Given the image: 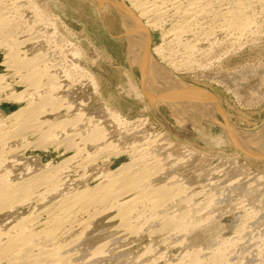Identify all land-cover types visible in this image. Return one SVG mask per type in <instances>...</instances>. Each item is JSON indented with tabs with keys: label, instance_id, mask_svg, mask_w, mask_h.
<instances>
[{
	"label": "rangeland",
	"instance_id": "rangeland-1",
	"mask_svg": "<svg viewBox=\"0 0 264 264\" xmlns=\"http://www.w3.org/2000/svg\"><path fill=\"white\" fill-rule=\"evenodd\" d=\"M40 1L46 2L47 0ZM59 6V8L54 5L50 6L51 10L54 11L53 13H56V17L60 16L59 19L55 20V23L60 25L59 29L63 37L66 38L68 42H71L76 46L74 48L73 46L69 45L67 46V48H69L68 50L72 52L77 50L76 54L77 52L79 54V56L74 57L73 53L68 51L69 59L75 58V63H78V65L81 66L82 70H85L86 73L88 72V74L92 75L94 80H96L98 86L97 88H95L92 83H90V81L86 80V78H83L86 77L85 75H80L73 69L70 70L72 77L68 79L63 76L62 68H58V70L56 69L57 73H60V75L62 74L60 83H62L63 85L66 84L67 86H70L72 88L70 95L68 94L67 96V91L65 90L66 88L60 91L57 90L56 96L63 95V97L66 98L64 99L65 101H63L62 98L56 103L55 106L53 104H49L48 102H46V104L43 103V106L42 104H40L41 108L35 106L39 105L38 103L41 102V94H43L44 92L52 93V91L48 89V86L46 85V89H44L43 92H35V90L31 86V84L33 83L29 80L30 78L26 81L22 78L21 74H19L18 68L20 66H17V64H14V62L11 63L12 61H8V59H6V62L2 64L3 58L6 54V56H8L10 49L5 48L4 46H0V128L2 127L0 129V137L1 135H3V137L5 138L3 139V141L5 140L7 142L6 143L2 141L3 137L0 138V141H2L0 143L6 146L0 147V180H4L3 178L6 179V177H8L9 175L11 178L13 177L12 180L14 179L15 182H22L32 175L42 174L43 171V173L46 174H57V176H61V182L63 181L61 183L62 186H60V189L57 192L55 190H52L51 193L47 188L41 189V197L45 193H47V191H49L48 194L44 195V197L42 198L39 197L40 194L39 196H37V199L36 196L31 197V194H28L27 197H31L32 201L25 197L26 201L24 202V199H22L23 203L21 205L15 207L14 209H7L8 211H1L0 219L2 218V220L4 219V221L7 220L8 223L11 222L10 226H12L17 222L16 220H19L25 216H27L28 218H35L37 217L36 215H38V224L36 225L38 229H41L46 225L45 223L48 218L47 211L51 208L50 206H53L54 202L56 203V201L62 199L63 196H66V193L67 196H71L73 192H76V190L95 188L96 186L98 187L103 184H109L110 188H113L112 190H110L113 191L111 195L114 194V190H119V188L121 192L115 191L116 193L115 196L113 195V199L97 203L95 205V208L90 212L91 214H78V220L74 224L75 226L72 227L73 229H76L73 231V229L71 228L73 232L69 230L70 232L67 231L64 234V239L67 241L77 237H80L82 239L84 238L85 240L87 239L86 244L88 245V247L86 244H83L80 247L81 250H85L87 248L89 249L90 246H92L91 248H95L104 242L108 243L109 256L98 257L100 261L97 258L94 259L96 261L98 260V263L206 264L209 261V263L211 262L212 264H214L212 262V259H218V261H221L222 263L223 261H230V263H234L236 261L235 263L237 264H243V262L246 261L244 262V264H247V261H250L252 262L251 264H256L257 262L259 264H264V214L261 215L262 213H264V157H257L256 155L254 157L241 151L238 148H235L229 141H227V137L223 129L213 121L209 120L204 121V128H201L198 124L195 125V129L197 128L198 133H200L201 135L198 134L193 139H181V137L176 135L177 132H182L189 125H193V121H190L188 118H178L175 115L173 109H171V107L164 100H160L159 102H157V106L155 105L156 108H154L150 105L145 96L140 95V73L138 68L135 66L132 67L131 63L128 60V42L123 35L124 29L116 11L113 8L108 10H100L93 2L89 0H61ZM52 21H54V19H52ZM50 32H52V29H50ZM162 32L163 31L161 29L152 30L151 52L154 58L158 61H160L161 59L154 52V48L161 44ZM70 47L73 48L70 49ZM44 48H46V46L43 45L42 50H45ZM220 48L215 47V49L211 51L212 53H210V58H205L204 56L203 58H201L203 60H199L198 63H194L193 65H190L188 67H171L165 61L161 62V64L170 69L172 73H174L177 77H179L189 85L199 86L201 87V89H208V91L219 97L225 109V112H227L228 118L233 125L247 131H256L258 129H261V127L264 126V37L262 38V41L260 43L254 44L251 47H237L236 49L232 50L230 45H227L226 48ZM228 49L230 50L228 51ZM216 57L224 58L223 62L220 64H215L214 66L211 65V67H209L210 65L208 66L206 63L210 60H215ZM205 64L207 65V67H205ZM9 65H11V67ZM210 71L216 75H207L211 73ZM12 93H22L23 97L21 99H14L11 97L9 98ZM235 94L239 98H236ZM70 96H73V99H71ZM257 96H259V98ZM238 99L244 101L241 102ZM67 104H73L72 109L68 108ZM11 105H16V107L31 106V109H33V111L31 110V115L32 113L35 114H33V116L30 115L31 117L29 116L31 119L28 118V120L23 121H25L26 124L29 122L31 124V120L34 122L37 120L36 122L38 124H27L29 126L28 127L24 123L25 125L22 124V126H20L22 120L17 119L18 117L15 118V116L12 115V112L15 109H12ZM34 107L36 108L34 109ZM108 108L112 109L115 112H118L123 118L134 121V124L133 122H118L109 113L110 111H108ZM82 112H84V114ZM78 113H81L82 116L80 117ZM77 115L79 117H77ZM90 115L95 116V119L98 118V120H101L100 123L102 122L103 124H101L105 126L113 136L111 137V141L113 142V144L116 143L114 146H117V148L124 150V152L120 156H115V152H112V150H110V153V151L107 152L103 149L104 152L102 151L100 153L101 150L98 151L99 148L96 147L97 145L95 144H88L86 147L87 149H82L83 153H81V150L78 151V149L74 148H72L71 150L66 149L65 147H63V145L59 146L57 141L55 142L53 140H49L48 138L51 139V137L45 136L47 127L45 128V126L42 127V125H40V121L48 118L55 121L62 120L64 118L67 119L68 117L69 120L73 119L74 122L75 119L77 120L79 118V120L81 121L84 118L85 123H82L84 122V120L82 122L77 120V123L75 125L76 127H72L71 125V128L68 127L67 130L59 129V132L57 130V137H59V133H62L59 138L63 139L64 137L66 138L68 134L75 133L78 130V132H80L82 131V129V134H84V132H86L85 134H87V131L90 130V126H88L89 124L87 123L88 121L86 119ZM36 116L39 119L36 118ZM136 120H146V124H144L143 126L141 125L140 121ZM38 125L41 127L38 128ZM31 127H33L32 129L36 127L43 132L45 130V135H43L44 133L42 131L40 133H37V131L39 130H32ZM74 128L79 129H76L74 131ZM200 129L202 131H199ZM9 130H11L12 132ZM17 131L21 136L18 135ZM66 131L68 134L66 133ZM41 133L43 136L41 135ZM52 137H54V135ZM147 139H154L152 140L154 144L152 147H154L156 150L159 149V151L164 154L166 159L165 164L162 165L164 167L161 166V172L159 171L158 173H156L157 176L158 174L159 176L155 177L156 179H159L155 180L154 175L156 174L154 173V175H152L153 177L148 176L145 180L147 182L149 181L148 183H150L148 184L150 185L148 186L149 191L146 190L147 192L145 193L147 195L145 193L139 194L141 196H143L144 194V197L150 196V198L145 197L146 200L140 201V203H142L140 204L139 198H141V196L138 194L136 195V193H134L133 191H130V189L132 188V184L129 181L128 174L123 173V175L122 172L119 173V171H117L116 169L122 164L130 163L132 161V145L136 144L137 142L142 143ZM47 140L49 141L47 142ZM76 141L78 142L79 140ZM80 146L83 147L84 145L80 143ZM95 151H98V153ZM87 152H89L90 155ZM187 152L189 154L193 152L192 154L194 155L191 154V156ZM86 153L88 156L85 155ZM177 156L181 158V160L178 159ZM188 156L190 158H188ZM71 157L73 159L70 160L71 163L69 164L68 159H71ZM167 157H171V160H174L175 164H171V160ZM66 159L68 162L66 161ZM185 159L188 161V164ZM191 159H193L192 162L190 161ZM175 160H177V163L175 162ZM178 160L180 161L178 162ZM62 161L67 162V164L65 162L63 163ZM61 162L68 166L65 165V167L62 165V167H60L62 164ZM48 163L50 165L46 166ZM181 163L183 166L181 165ZM166 165L168 166V168ZM53 166L59 167L54 170L55 168ZM170 167H173V169L169 170ZM175 167L179 168H177L176 170ZM7 171H10V173H8ZM116 176H122L120 178L121 180L116 179ZM172 176H176L175 178H178L179 180L182 179L183 183L185 182V185H188V187L191 188L188 190L189 192L186 190V194H184L185 192H183L176 196L174 194H171L172 196L170 198L168 197L170 196V194H168L167 196V194H162L163 192L159 194L153 193V191H157L156 188L149 189V187L151 188V186H154L153 184L155 183V186H158V182H160L159 184L166 183L167 185H171V183L174 182L172 178H170ZM234 176L236 177V179L234 178ZM145 178L146 177H144V179ZM153 178L155 182L153 181ZM110 179H113V181H111ZM144 179H142V181ZM185 179L189 181H184ZM2 180L0 181V183L2 182ZM150 180H152L154 183H152ZM166 181H168V183ZM232 181L234 183H232ZM230 182L232 185L234 184L232 187L231 184H229ZM237 182L241 183L236 184ZM179 183L182 182L179 181ZM228 185L230 186L226 187ZM101 189L103 191L104 188ZM128 189L130 193L126 191ZM102 191L100 190V188L97 189V194H95L98 196H96L98 199L102 198L103 196L101 195L106 192V190H104L103 192ZM125 191L127 192V194H125ZM221 191L225 192L222 193L227 198H225L222 193H220ZM148 192L151 194L148 195ZM167 192L169 191L167 190ZM121 193L123 195L122 197ZM95 194L93 195L94 198H96ZM117 194H119L120 198H118ZM152 194L154 197L152 196ZM194 194L197 195L195 196ZM111 195L109 196V198H112ZM164 195L167 196L166 199L164 198ZM181 195L184 199L186 197V203L185 200H182L183 198L181 199V197H179ZM191 195L193 198L191 197ZM213 195H216L214 196L216 200L211 199L213 198ZM217 195H219L218 197L220 199L223 198V201L221 200L222 202L219 200ZM134 196L137 198H135ZM144 197H142L141 199H143ZM172 197L174 199H172ZM132 199H134V203H132ZM191 199L192 201H194L190 202ZM27 200H29V202ZM187 200L188 203L190 202L189 204L191 206L188 205L190 207L187 206ZM213 200H215L216 202ZM135 201L138 202L136 203ZM117 202L121 203H119L118 205ZM152 202L155 206L156 204H158V202H161V206L160 204H158V208H155V206L152 207ZM155 202L157 203L155 204ZM162 202L165 205L163 207ZM208 202H210V204ZM127 203H129V205ZM166 203L169 206L167 209ZM143 209H146V214H144L145 218L139 214V211L141 214H143L142 212L145 211ZM153 209L157 210L155 211ZM151 210H153L155 213ZM120 211L124 213L125 217L133 216L132 218H135L136 220L131 219L129 220V222L124 223L127 218H125L124 220V216ZM149 211L153 213L150 214V217ZM171 212H177V215H173V213ZM188 212L189 215L187 214ZM247 212H251L252 216L254 214L258 216L256 217L254 215L252 217L251 215H248L249 213ZM6 213H9L11 216L9 217V219H7L8 216ZM166 213H169V215ZM198 213L200 214L198 215ZM162 214L163 221L166 220L164 221L165 223L159 220L161 219L160 216ZM151 215L154 218L155 216L157 218L154 219L153 217H151ZM184 215H186V219L188 217L187 222ZM173 216L176 217L173 219ZM239 216L241 218H239ZM169 217H171L170 219L172 220H170ZM182 217H184V220L182 219L183 221H181ZM245 217H247L248 219ZM150 218H153L154 220H149ZM175 219L181 223L177 222ZM241 219L242 221H244L243 224L245 225L247 223L248 226L247 224L244 226L241 223ZM256 220L259 224L257 226ZM173 221L176 222L175 224H179H177V226L173 225ZM252 221L254 223H252ZM170 222L172 224V226L170 225L171 228L169 227ZM182 222L186 223L183 224ZM164 224H167V226L164 227ZM8 227L9 224L4 229L6 230V228ZM131 227H133L134 230H132ZM161 227H164V229ZM250 227L252 228L249 229ZM255 227H257V229ZM256 230H258V233ZM80 233H84V235H81ZM66 234L69 235L67 236ZM231 235H234L232 236L234 237L233 240H231ZM255 236H259L261 239L259 237V239H257ZM250 237L253 239V242L249 241L252 240ZM243 242H245L246 244ZM227 244L229 246L231 245L230 247L232 249H230ZM247 244L250 245L253 250ZM215 245L220 246L219 248H221V250L219 251L223 252L222 249H224L226 253H219L217 254V256H219L216 258L213 255V253L218 250ZM245 245L247 246L245 247ZM225 248L227 249V251ZM238 248H240V251L238 250ZM241 250H243L242 253H239L241 252ZM196 251H200L199 254H197L198 252ZM211 251L213 253H211ZM230 252L232 253V255ZM194 253H196V255ZM246 253L248 254L246 255ZM250 254L252 255V258H256V261L249 256ZM221 255H223L224 258ZM235 255L236 257H233ZM244 257L250 258L245 259ZM88 258L90 259V255L89 257H87V259ZM193 258L196 259L194 260L196 262L193 261ZM239 259L241 261H239ZM92 261L93 259H91V262ZM221 262H219L218 264H221ZM250 262L248 263L250 264Z\"/></svg>",
	"mask_w": 264,
	"mask_h": 264
},
{
	"label": "bare ground",
	"instance_id": "bare-ground-1",
	"mask_svg": "<svg viewBox=\"0 0 264 264\" xmlns=\"http://www.w3.org/2000/svg\"><path fill=\"white\" fill-rule=\"evenodd\" d=\"M89 1L93 2L98 7V9H100V10H103V9L108 10V9L113 8L116 11V13L118 14L119 20L121 21V24H122L123 29H124L123 35L125 36V38L128 42V51H127L128 52V60L131 63L132 67L135 66L138 68L139 73H140V77H139L140 88H141L140 95L145 96L147 98V100L149 101L150 105L154 108H156L157 102H159L160 100H164L171 107V109H173L175 115L178 118H188L190 121L191 120L193 121V125L192 124L189 125L182 132H177L176 135L181 137V139L183 138V140L184 139H186V140L193 139L198 134H200V133H198V129L197 128L195 129V125L198 124L201 128H204V126H203L204 121L209 120V121H213L215 124L219 125L223 129V131L227 137V141H229L235 148H238L241 151H243L249 155H252L254 157H255V155L257 157L258 156L264 157V126L261 127V129H258L256 131H247V130H242V129L238 128L237 126L233 125L231 123L230 119L228 118L227 112H225V109H224L219 97H217L215 94L208 91V89H205V88L201 89V87H199V86L189 85L188 83H186L185 81H183L179 77H177L174 73H172V71L170 69H168L167 67H165L161 64V62L165 61L171 67H175V68L188 67L190 65H193L194 63H198L199 60L200 61L203 60L201 58H203L204 56H205V58H210V53H212L211 51L213 49H215V47H218V48L225 47L226 48L227 45L228 46L230 45V47L233 50V49H236L237 47L238 48L239 47H245V46L251 47L254 44L260 43L262 41V38L264 37V0H89ZM43 2L40 0H0V46H4L5 48L10 49L8 56H6L7 55L6 54L5 57L3 58L2 64L4 62H6V59H8V61H12L11 63L14 62V64H17V66H20L18 68L19 71L18 70L17 71L19 72V74H21L22 78L25 79L26 81H27V79L30 78L29 80L33 83V84H31V86L35 90V92L36 91L39 93L43 92L44 89H46L45 86L46 85L48 86V89H50L52 91V93L44 92L43 94H41V96H42L41 102L38 103L39 105H35V106H38L40 108H41L40 104H42V106H43V103L46 104V102H48L49 104H53L55 106L56 103L58 101H60L62 98H63V101H65L64 99H66V98H64L63 95L62 96H56L57 90L60 91L62 89L64 90V88H66L65 90L67 91V96H68V94L70 95V93H71L72 88L70 86H67L65 83L64 84L66 86L63 85L62 83H60V81H61L60 79H61L62 74L60 75V73H57L56 69L58 70V68H62L63 76L68 78V79H70L72 77L70 70L73 69L74 71H77L80 75H85L86 77H83V78H86V80L90 81V83H92V85L95 88H97V86H98L97 82H96V80H94L93 76L88 74V72L86 73L85 70H82L81 66H79L78 63L77 64L75 63L74 57L79 56V54H78V52H77L78 55L76 54L77 50L74 52L68 50L69 48H67V46L70 45V46H73L74 48L76 46L73 43L68 42V40H66V38L63 37V35L60 33V29H59L60 25L55 23V20L59 19L60 16L56 17V15H55L56 13L55 14L53 13L54 11L51 10L50 6L54 5V6L59 8L60 7L59 4L61 3V0H47L46 2H44V3ZM57 15H58V13H57ZM52 19H54V21H52ZM166 25H169V26H166ZM50 29H52V32H50ZM158 29H161L163 31L162 32V42L159 46L154 48V52L156 53V55L159 56V58L161 59L160 61L155 59L152 52H151L152 30H158ZM43 45L46 46V48H44L45 50H42ZM73 47H70V49ZM229 50L230 49H228V51ZM68 51L73 53L74 59H71V58L69 59ZM220 56H221V54H220ZM214 58H215V56H214ZM78 59H80V58H78ZM205 60H207V59H205ZM223 60H224V58H217L216 57L215 60H210L206 64L208 66L210 65L209 67H211V65L214 66L215 64L222 63ZM206 64H205V67H207ZM9 66L11 67V65H9ZM212 71H214V70H212ZM21 72H24V73H21ZM212 74H213V72H211L207 75L210 76ZM213 75H216V74H213ZM25 80H23V81H25ZM65 82H66V80H65ZM42 88H43V90H42ZM234 91H235V89H234ZM138 96H139V94H138ZM10 97L14 98V99H21L23 97V94L22 93H17V94L12 93L9 96V98ZM72 97H71V99H73ZM257 97L259 98V96H257ZM236 98H239V97L236 95ZM238 100H240V99H238ZM240 101L242 102L244 100H240ZM29 103H31V102H29ZM45 104H44V106H45ZM61 107H62V105H61ZM67 107L72 109L73 104H67ZM35 108L36 107H34V109ZM31 110L33 111V109H31V106L30 107H16L15 110L12 112V115H14L15 118L18 117L17 119L22 120V121L20 120L22 122L20 126H22V124L23 125L26 124V122L23 120H28V118H30L31 116H33V114H35V113H32V115H31V112H32ZM67 111H69V110H67ZM108 111H110L109 113L118 122H120V123L121 122L122 123H132L133 122V124H134V121H130V120H127L126 118H123L118 112H115L109 108H108ZM34 112H35V110H34ZM82 113L84 114V112H82ZM78 115L80 117L82 116L81 113L80 114L78 113ZM78 115H77V117H79ZM83 117H84V115H83ZM36 118H38V117L36 116ZM74 119H75V117H74ZM33 120H36V119H33ZM77 120L80 121L79 118ZM77 120L75 119V122H74L73 119L69 120L67 117V119L64 118L62 120L53 121V120L48 118V119L40 121V123H41L40 125H42V127H44V126H45V128L47 127L46 135L44 133L45 132L44 128H43L44 132L42 130L41 131L44 133L43 135H45L47 137L48 136L51 137V139L48 138L49 140H53L55 142L57 141L59 146L63 145V147H65L66 149H70V150L72 148L78 149V151L81 150V153H83L82 151L84 150V148L87 147L88 144L97 145L96 147L99 148L98 151L101 150L100 153L102 151L104 152V150L107 152L112 150V152L113 151L115 152L114 153L115 156H120L124 152L123 149H119V148H117V146H114L116 143L113 144V142L111 141V137H113V136L111 135L109 130L105 126L102 125L103 124L102 122H101L102 124L100 123L101 120H98V118L95 119V116H93V115H90L86 119L88 121L87 123L89 124L88 126H90L89 131H87L86 128L84 127L85 130L88 132L87 134H85L86 132H84L85 135L82 134L83 129L81 128L82 131L78 132L79 131L78 130L77 132L72 133V134L71 133L68 134L66 131L68 136L66 138L64 137L65 139L59 138L62 133H59L60 135H59V137H57L58 136V133H56L57 130H58V132H59V129L60 130L61 129L67 130L68 127H70L71 125H72V127H74L77 123ZM83 120H84V118H83ZM83 120H81L80 122H82ZM36 121L34 122L31 120V124L36 125V123H37ZM136 121H140L141 125H143V126H144V124H146V120H136ZM82 123H85V120ZM27 124L31 125L30 122ZM38 126H36V127H38ZM84 126H85V124H84ZM143 126H142V128H143ZM33 127H31V129ZM36 127L32 130L37 129ZM40 127L41 126H39L38 128H40ZM79 128H76V129H79ZM76 129L74 128V131ZM139 129H141V128H139ZM37 130H39V129H37ZM9 131H11V130H9ZM14 131H16V130H14ZM41 131L39 130V131H37V133H40ZM199 131H202V130L200 129ZM17 133H18V131H17ZM20 134H22V133H20ZM18 135H19V133H18ZM41 135H42V133H41ZM53 135H54V137H52ZM19 136H21V135H19ZM1 137H3V135H1ZM3 139H5V138L3 137L2 141H3ZM44 140H46V139H44ZM49 140H47V142ZM76 140H79V141L77 142ZM152 140H154V139H152ZM152 140L147 139L142 143L137 142L136 144L132 145L131 146L132 161L130 163L122 164L121 166H119L116 169L117 171H119V173L122 172V174L123 173L128 174L129 181L132 184V188L131 189L129 188V189H130V191H133L134 193H136V195L137 194L140 195L139 193L142 194V193L149 191L148 186H150V185H148V184H150V183H148L149 181L147 182L145 180L147 179L148 176L150 177V176L154 175V173L155 174L158 173L160 171V169H162L161 166L163 164H165L166 158H165L164 154L162 152H160L159 149L156 150L154 147H152L154 145ZM2 141H0V142H2ZM3 142H6V141L4 140ZM79 142L82 143L84 146L81 147ZM1 144L2 143H0V147L5 146V145H3V144L1 145ZM157 148H158V146H157ZM128 150H129V148H128ZM98 151H95V152L98 153ZM189 151H191V150H189ZM76 152H77V150H76ZM87 153L89 154V152H87ZM87 153L85 155H87ZM110 153H111V151H110ZM191 154H189V155H191ZM192 155H194V154H192ZM93 156H94V154H93ZM73 157H75V156H73ZM171 157L170 158L167 157V158L171 160ZM177 158L181 160V158H179L178 156H177ZM188 158H190V157L188 156ZM72 159H73L72 157H71V159H68L69 164L71 163L70 160H72ZM180 160H178V162ZM192 160L193 159H191L190 161L192 162ZM66 161H67V159H66ZM62 162L64 163L65 161H62ZM67 162H65V163L67 164ZM170 162H171V164L172 163L175 164L174 160L173 161L171 160ZM175 162L177 163V160H175ZM63 163L61 164V166L60 165L59 166L62 167V165L63 166L66 165ZM187 164H188V161H187ZM48 165H50V164L48 163L46 166H48ZM176 165H178V164H176ZM181 165H182V163H181ZM66 166H68V165H66ZM58 167L57 166L54 167L55 168L54 170H56ZM162 167H164V166H162ZM167 168H168V166H167ZM175 168L177 170V168H179V167H175ZM51 169H53V168H51ZM165 169H166V167H165ZM171 169H173V167L172 168L170 167L169 170H171ZM10 171L9 172L7 171V172L10 173ZM155 176L158 177L159 174H158V176H157V174L154 175V177ZM60 177L57 176V174L56 175L52 174V173L46 174V173H43V171H42V174L32 175L31 177L25 179L22 182L21 181L15 182L14 179L12 180L13 177L11 178L9 175H8V177H6V179L5 178H3L4 180L1 179L2 182L0 183V212L7 210V209H9V210L14 209L15 207L21 205L23 203V201L24 202L26 201L25 197H27L28 194L29 195L31 194L30 195L31 197L36 196V199H37V196H39V194H40L39 197H41L40 190L43 188H47L48 190H50V192L52 190H55L56 192L59 191L60 186H62L61 183L63 182V181L61 182L62 179ZM117 177L118 176H116V179H120L122 176H119L118 178ZM144 177H146V178L144 179ZM156 177H155V180L159 179V178L156 179ZM175 177L176 176L170 177L174 181L173 183H171V181H170L171 185L170 184L167 185L166 183L165 184H159L160 182H158V184H157L158 186H155V184H156L155 183V184H153L154 186H151V188L149 187V189L156 188L157 191L156 192L153 191V193L159 194V193L163 192L162 194H167V196H168V194H170V196H168L170 198L172 196L171 194H174L176 196V195H179V194L185 192L186 190L188 191L189 189H191L188 187V185H185V182L183 183L182 179L179 180L178 178H175ZM230 177H231V175H230ZM234 178L236 179L235 176H234ZM142 179H144L143 181H145V182H143ZM186 179L184 181H187ZM111 181H113V179ZM150 181L152 183L155 182L154 178H153L154 182L152 180H150ZM168 181H166V182L168 183ZM179 181H181L182 183H179ZM233 181H235V180H233ZM233 181H232V183H234ZM187 182H186V184H187ZM238 183H241V182H237L236 184H238ZM229 184H231V182ZM233 185L231 184V187ZM229 186L230 185H228L226 187H229ZM99 188L101 191H102L101 188H104L103 191L106 190V192H104L105 195L104 194L101 195L103 197L100 199H98L97 198L98 196L96 195L97 189H99ZM112 189L113 188H110L109 184L108 185L103 184V185H100L98 187L96 186L95 188H85L83 190H76L75 193L74 192H73V194L71 193L72 194L71 196H67V193H66V196H63V198L61 197L62 199H59V201H56V203L54 202L53 206L49 205L51 208L47 211L48 218H47L46 223H45L46 225L43 228L40 227L41 229L37 228V225H36V224H38L37 218H39V217L36 214L35 215L37 217H35V218H33V217L28 218L27 216H25L19 220H16L17 221L16 223L12 222V223H15L14 225L11 224L12 226H10V223H11L10 221H9L10 223H8L7 220L4 221V219L2 220V218H1L0 219V223H1L0 224V264H100V263H98V260H99L98 257L109 256V254H108V243H106V242L101 243L100 245H98L95 248H91L92 246H90L88 249L87 248L88 245L86 244L87 239L85 240L84 238L82 239L80 237H77V238H73V239L69 238L70 240L67 241L64 239V234L69 230L72 231L71 228L73 226H75L74 224L78 220L77 219L78 214L90 213L95 208V205L97 203H100V202L105 201V200L109 201V199H113V195L115 196V193H116L115 191L121 192L120 188H119V190L118 189L114 190V194L111 195V193L113 191H110V190H112ZM129 189L126 190L128 193H130ZM167 190L169 192H167ZM234 190H235V188H234ZM126 191H125V194H127ZM48 192L49 191H47V193H45L44 195L48 194ZM150 192H151V190H150ZM222 192L223 191H221L220 193H222ZM223 193H225V192H223ZM223 193H222V195H223ZM227 193H229V192H227ZM94 194H95V197L97 196L96 198L93 197ZM123 194H124V192H123ZM149 194H151V193L148 192V195ZM162 194H161V196H162ZM184 194H186V192ZM184 194H183V196H184ZM199 194H201V193H199ZM44 195L42 197H44ZM110 195L112 196V198L111 197L109 198ZM117 195H118V198H120L119 194H117ZM210 195H212V194H210ZM122 196L123 195L121 193V197ZM152 196H153V194H152ZM152 196H151V198H152ZM167 196H165L164 198L166 199ZM183 196L181 195L179 197H181V199H182ZM214 196H216V195H213V198H211V199L216 200V198ZM218 196L219 195H217V197ZM223 196H221V197H223ZM142 197H144V194H143V196H141V198ZM145 197L150 198V196H145ZM145 197L143 199L139 198L140 199L139 203H140V201L146 200ZM191 197H192V195H191ZM30 198H28V199L30 201H32V198L31 199ZM118 198H117V200H118ZM135 198H137V197H135ZM225 198H227V197H225ZM22 199H24V200L22 201ZM134 199L131 200L132 203H134L133 202ZM172 199H174V198L172 197ZM172 199H171V201H172ZM185 199H186V197H185ZM185 199L183 198L182 200H185ZM187 199H188V196H187ZM222 199L219 198L220 201ZM29 200H27V201L29 202ZM152 200H153V198H152ZM215 200H213V201H215ZM114 201H116V200H114ZM154 201H155V199H154ZM158 201H161V200H158ZM193 201L191 199L190 202H193ZM210 201H212V200H210ZM221 202H219V203H221ZM36 203H38V202H36ZM119 203H121V202H119ZM119 203H118V205H119ZM156 203L157 202H155V204ZM160 203L158 202V204H160ZM164 203H163L162 207L165 206ZM185 203H186V200H185ZM187 203H188V200H187ZM189 203L187 204V206L190 205ZM208 203L210 204V202H208ZM127 204L129 205V203H127ZM140 204H142V203H140ZM158 204H156V206H155L153 203L152 207L155 206V208H158L157 207ZM211 204H212V202H211ZM166 205H167V203H166ZM160 206H161V204H160ZM190 206H188V207H190ZM162 207H159V208H162ZM168 207L169 206L167 205L166 209ZM148 208H150V207H148ZM143 210H145L144 212H142L143 214H141L140 211H139V214L145 218L144 214H146L145 213L146 209H143ZM153 210L156 211L157 209H153ZM153 210H151V211H153ZM121 211H122V209H121ZM103 212H105V211H103ZM173 212H174V210H173ZM173 212H171V213H173ZM260 212H261V210H260ZM157 213H159V212H157ZM182 213H185V212H182ZM247 213H249V212H247ZM250 213L248 215L252 216V213L251 214ZM150 214H153V213L150 212L149 217H150ZM166 214L169 215V213H166ZM187 214L189 215V212ZM199 214L200 213H198V215ZM263 214L264 213H262L261 215H263ZM122 215L124 216V213H122ZM127 215H129V214H127ZM156 215H158V214H156ZM173 215H177V212L173 213ZM186 215H184V216H185V220L187 222L188 221L187 219L189 216L187 215L188 217L186 219ZM254 215L256 216V214H254ZM7 216H5V217H7V219H9V217H11L9 213L7 214ZM161 216H160L161 219H159V220L163 221V219H162L163 214ZM132 217H130V216L125 217L124 216V218H123L124 220H125V218H127L124 223L129 222V220H131V219L132 220L135 219ZM137 217H139V216H137ZM151 217H153V216L151 215ZM175 217L173 216L172 218L174 219ZM256 217H255V219H256ZM17 218H18V216H17ZM156 218L157 217L155 216L154 219H156ZM170 218L171 217H169V219ZM183 218L184 217L181 218V221L184 220ZM239 218H241V217L239 216ZM245 218H247V217H245ZM152 219L150 218L149 220H152ZM164 219H165V217H164ZM176 219H178V218H176ZM170 220H172V219H170ZM164 221H166V220H164ZM176 221L179 222L178 220H176ZM241 221H242V219H241ZM253 221H252V223H254ZM243 222L244 221H242L241 223L243 224ZM247 222H250V221H247ZM256 222H257V220H256ZM7 223L9 224V227L6 228V230H5L4 228L6 226H8ZM78 223H79V221H78ZM155 223H156V221H155ZM175 223L176 222H174L173 225L177 226V224H179L181 222H179L177 224H175ZM182 223L185 224L184 222H182ZM164 225H165L164 227L167 226V224H164ZM170 225L172 226L171 222L169 224V227L171 228ZM257 225H259L258 222H257L256 226ZM186 226H188V225H186ZM247 226H248V224H247ZM164 227H161V228L164 229ZM131 228H132V230H134L133 227H131ZM251 228L252 227H250L249 229H251ZM255 228L257 229V227H255ZM75 229H73V231ZM256 231L258 233V230H256ZM80 234L84 235V233L83 234L80 233ZM237 234H239V233H237ZM260 234H262V233H260ZM232 236H234V235H231L232 239L231 238H229V239L233 240L234 237H232ZM82 237H84V236H82ZM258 237H256V238L259 239L260 237L259 238ZM249 241L253 242V239L249 240ZM243 243H245V242H243ZM83 244L87 245V247H85L87 249L84 248L85 250H83V249L81 250L80 247ZM247 245H245V247ZM248 246L251 247L250 245H248ZM216 247L218 249L217 250L218 252L216 251L213 253L211 251V253H213V255L216 258L219 256V255L217 256V254H219V253L223 254V252L226 253L224 249H222L223 252L219 251V250H221V248H219L220 246H216ZM221 247H222V245H221ZM230 249H232V248L230 247ZM241 249H243V248H241ZM251 249H252V247H251ZM238 250L240 251V248H238ZM245 250H246V248H245ZM226 251H227V249H226ZM233 251H235V250H233ZM242 251L243 250H241V252H239V253H242ZM196 252H198L197 254H199L200 251H196ZM248 253H249V251H248ZM248 253H246V255ZM194 254L196 255V253H194ZM89 255H90V259L89 258L87 259V257H89ZM231 255H232V253H231ZM221 256L224 258L223 255H221ZM249 256L251 257L252 255L250 254ZM233 257H236V255ZM239 257H240V255H239ZM250 257H248V258H250ZM96 258L98 259L97 261L94 260ZM248 258L246 257L245 259H248ZM91 259H93L92 262H91ZM242 259H243V257H242ZM252 259H255V261H256L255 257ZM194 260H196V259L193 258V261ZM227 260H228V258H227ZM257 260H258V258H257ZM191 261H192V259H191ZM217 261H218V259H214V260L212 259V262L214 264H218L219 262H221V261H218V262ZM239 261H241V260L239 259ZM194 262H196V261H194ZM235 262L230 263V261H228V262L223 261V263L221 262V264H237ZM244 262H246V261H244ZM244 262H243V264H244ZM248 262H250V261H247V264H249ZM251 263L252 262H250V264ZM206 264H212V263L211 262L209 263V261H208ZM256 264H259V263L257 262Z\"/></svg>",
	"mask_w": 264,
	"mask_h": 264
},
{
	"label": "water",
	"instance_id": "water-1",
	"mask_svg": "<svg viewBox=\"0 0 264 264\" xmlns=\"http://www.w3.org/2000/svg\"><path fill=\"white\" fill-rule=\"evenodd\" d=\"M11 108H12V109H15V108H16V105H11Z\"/></svg>",
	"mask_w": 264,
	"mask_h": 264
}]
</instances>
